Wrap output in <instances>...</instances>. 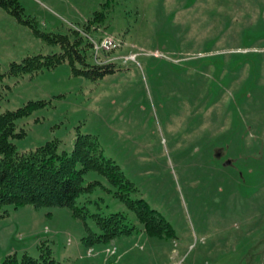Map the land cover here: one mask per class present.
<instances>
[{"label":"rangeland","instance_id":"1","mask_svg":"<svg viewBox=\"0 0 264 264\" xmlns=\"http://www.w3.org/2000/svg\"><path fill=\"white\" fill-rule=\"evenodd\" d=\"M102 0H19L48 32L81 29ZM102 23V22H101ZM110 37L93 62L116 69L95 79L61 62L28 75H5L0 111L28 99L49 102L16 118L17 150L57 139L69 152L77 132L94 135L141 196L171 224V238L148 236L118 189L93 169L73 215L65 206L14 207L0 217V253L50 255L65 264H264V0H114ZM59 50L0 7V70L27 54ZM133 54L132 58H124ZM113 56V57H112ZM79 167V162L75 163ZM124 213L128 235L85 244L94 213Z\"/></svg>","mask_w":264,"mask_h":264},{"label":"trees","instance_id":"2","mask_svg":"<svg viewBox=\"0 0 264 264\" xmlns=\"http://www.w3.org/2000/svg\"><path fill=\"white\" fill-rule=\"evenodd\" d=\"M114 0H102L82 23V28H70L68 32H48L40 30L33 17L23 13L19 0H0V7L12 14L17 20L27 24L31 30L48 42L57 43L59 50L48 53H33L11 60L5 71L0 70V87L5 75H33L44 68L66 62L72 74H81L95 79L106 72L116 69L115 62H93L91 43L84 33L89 29H104L105 19L112 9ZM102 22V23H101ZM45 98L28 99L12 109L0 111V217L7 213L4 204L14 207L29 203L37 206H65L73 215H80L82 206L75 204L76 195L83 189L92 187L95 181L86 185L81 183L82 174L88 169L101 173L118 189L113 194L130 208L142 230L148 236L171 238L174 236L169 221L141 196L131 197L135 186L126 178L120 167L109 157H105L94 135L77 132L72 147L67 153L57 150V139H47L26 150H17L11 137L22 136L24 128H16L15 120L29 114L33 109L48 103ZM79 162V167L75 163ZM98 232L89 231L80 237L85 244L107 242V240L128 235L135 225L128 223L124 213L114 211L105 215L94 213ZM39 251L34 257L26 250L11 251L3 255L0 264H55L50 255L46 239L36 243ZM56 264H65L58 262Z\"/></svg>","mask_w":264,"mask_h":264},{"label":"built area","instance_id":"3","mask_svg":"<svg viewBox=\"0 0 264 264\" xmlns=\"http://www.w3.org/2000/svg\"><path fill=\"white\" fill-rule=\"evenodd\" d=\"M90 40L92 41L94 48H97V47L103 48L104 47L105 49H108L109 47H112L114 45L113 40L110 37H102L99 40H95V39L90 38ZM132 57H133V54H129V55L124 56V58H132Z\"/></svg>","mask_w":264,"mask_h":264},{"label":"crops","instance_id":"4","mask_svg":"<svg viewBox=\"0 0 264 264\" xmlns=\"http://www.w3.org/2000/svg\"><path fill=\"white\" fill-rule=\"evenodd\" d=\"M10 251H13V250H10ZM10 251H6L5 253H7V252H10ZM5 253H0V258L5 254Z\"/></svg>","mask_w":264,"mask_h":264}]
</instances>
